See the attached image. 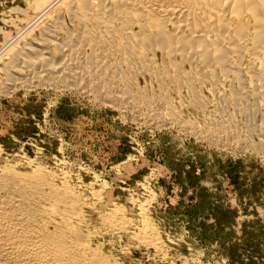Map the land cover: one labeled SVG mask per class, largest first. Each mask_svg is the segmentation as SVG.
<instances>
[{"label": "rangeland", "instance_id": "obj_1", "mask_svg": "<svg viewBox=\"0 0 264 264\" xmlns=\"http://www.w3.org/2000/svg\"><path fill=\"white\" fill-rule=\"evenodd\" d=\"M28 2L0 0L7 61L6 39L22 42L37 13ZM151 52H141L153 61L146 70L133 65L137 56L130 64L111 54L119 75L110 88L129 90L126 108L50 86L1 95L0 173L46 177L73 201L65 207L73 215L62 221L47 202L44 217L70 222V231L116 264H264V119L252 115L256 97L247 91L258 65L241 61L236 79L178 56L176 85L163 52ZM217 124L234 131L228 142L203 137Z\"/></svg>", "mask_w": 264, "mask_h": 264}, {"label": "bare ground", "instance_id": "obj_2", "mask_svg": "<svg viewBox=\"0 0 264 264\" xmlns=\"http://www.w3.org/2000/svg\"><path fill=\"white\" fill-rule=\"evenodd\" d=\"M28 1L37 12L26 21L30 30L23 37L19 34L22 42L12 37L3 42L8 48L6 56L2 55L8 61L2 57L6 63L1 61L5 77L0 80V96L18 88L50 86L126 108L132 96L129 90L111 91L119 75L111 69L112 52L121 53L128 62L129 57L137 56L139 61L135 58L133 65L146 70L153 61L143 56L144 50H160L166 66L174 67V83L181 82L183 74L174 63L178 56L193 61L201 71L205 68L208 75L233 73L236 79L241 61L257 64L252 76L255 83L247 91L256 97L252 115L264 119V0ZM230 131V126L220 124L213 134L203 137L215 144L228 142V134L234 132ZM235 141L239 144L240 139ZM50 183L46 177H22L9 168L0 173V264H116L90 248L84 236L82 240L70 231V222L57 225L46 218L42 206L47 202L51 215L62 221L73 215L65 208L73 201Z\"/></svg>", "mask_w": 264, "mask_h": 264}]
</instances>
